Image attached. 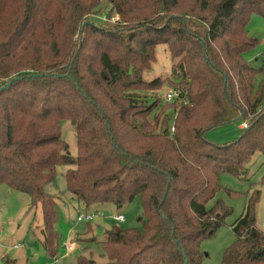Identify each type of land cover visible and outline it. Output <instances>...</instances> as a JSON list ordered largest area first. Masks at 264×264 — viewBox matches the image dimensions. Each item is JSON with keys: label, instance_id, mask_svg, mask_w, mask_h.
Instances as JSON below:
<instances>
[{"label": "trees", "instance_id": "1", "mask_svg": "<svg viewBox=\"0 0 264 264\" xmlns=\"http://www.w3.org/2000/svg\"><path fill=\"white\" fill-rule=\"evenodd\" d=\"M251 14L264 17V0H0V185L40 206L47 253L57 254L61 211L45 184L72 164L64 181L76 204L141 199V228L105 230L98 264L201 263V240L230 213L215 196L221 174L237 176L264 152V62L244 57L257 42ZM159 43L173 60L163 103L165 79L142 77ZM237 118L247 126L235 141L207 139ZM251 195L221 264H264Z\"/></svg>", "mask_w": 264, "mask_h": 264}, {"label": "rangeland", "instance_id": "2", "mask_svg": "<svg viewBox=\"0 0 264 264\" xmlns=\"http://www.w3.org/2000/svg\"><path fill=\"white\" fill-rule=\"evenodd\" d=\"M247 31L257 38L256 45L244 53L245 59L254 67L264 62V17L251 14L248 19ZM155 59L149 69L144 70L142 77L153 80L156 77L165 79L161 89L157 91L160 102H164L166 92L171 87L167 80L174 79L171 72L172 58L169 56L165 44L159 43L154 48ZM148 97L149 94L146 93ZM151 98H148V100ZM241 119H235L225 124L208 129L205 133L207 139L216 145L230 143L241 134ZM173 127V126H172ZM171 127V128H172ZM170 128V130H171ZM172 131V130H171ZM61 138L67 143L71 156H77L76 137L71 122L61 121ZM72 164L56 166L53 179L45 184L46 193L58 196L60 215L54 224L55 231L60 239L55 257L47 253L41 243L42 224L40 206L31 205L28 196L6 184L0 185V264H77L76 259L84 255L95 261L103 263L106 257L102 254L98 241L104 238L105 230L118 225L122 228H141L142 204L138 196L122 207L111 203H98L86 206L76 204L72 199L64 181L67 168ZM264 152H255L246 163L245 169L237 176L222 173L220 176L221 190L215 195L229 208L230 213L224 218L222 225L215 232L200 242L202 252L200 264H221L223 252L231 246L235 234L231 224L243 213L247 198L258 191V200L254 204L255 225L264 231ZM214 201L211 200L209 205ZM97 208V209H96ZM97 211H96V210ZM91 213L93 219L89 222L77 220L79 213ZM115 212H121L122 221L115 219ZM72 240V241H71ZM16 245V246H15ZM71 245L72 249H68Z\"/></svg>", "mask_w": 264, "mask_h": 264}, {"label": "built area", "instance_id": "3", "mask_svg": "<svg viewBox=\"0 0 264 264\" xmlns=\"http://www.w3.org/2000/svg\"><path fill=\"white\" fill-rule=\"evenodd\" d=\"M262 40L264 41V37L262 38ZM172 96H173V92L171 91V92H168V93H166V95H165V100L166 101H171V99H172ZM247 126V121H243L241 124H240V128H245ZM173 129V127L171 128V130ZM93 214H91V213H79V214H77V220L79 221V222H81V221H86V222H89L90 220H92L93 219ZM115 219L117 220V221H122L123 219H124V216L122 215V214H116L115 215ZM16 246V245H15ZM67 248L68 249H72V246L71 245H67ZM50 264H53V262H51Z\"/></svg>", "mask_w": 264, "mask_h": 264}, {"label": "crops", "instance_id": "4", "mask_svg": "<svg viewBox=\"0 0 264 264\" xmlns=\"http://www.w3.org/2000/svg\"><path fill=\"white\" fill-rule=\"evenodd\" d=\"M240 128V127H239ZM97 209V208H96ZM95 209V210H96ZM116 214H122L121 212H115L113 215H116ZM72 241V240H71Z\"/></svg>", "mask_w": 264, "mask_h": 264}, {"label": "water", "instance_id": "5", "mask_svg": "<svg viewBox=\"0 0 264 264\" xmlns=\"http://www.w3.org/2000/svg\"><path fill=\"white\" fill-rule=\"evenodd\" d=\"M1 88H4V86H2ZM238 119V118H237Z\"/></svg>", "mask_w": 264, "mask_h": 264}]
</instances>
